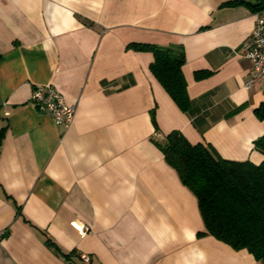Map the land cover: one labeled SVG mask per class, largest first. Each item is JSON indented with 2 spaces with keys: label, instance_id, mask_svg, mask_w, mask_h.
<instances>
[{
  "label": "crops",
  "instance_id": "1",
  "mask_svg": "<svg viewBox=\"0 0 264 264\" xmlns=\"http://www.w3.org/2000/svg\"><path fill=\"white\" fill-rule=\"evenodd\" d=\"M228 1L0 0V264H262L197 236L196 198L156 144L179 130L264 159V81L244 86L256 14ZM131 42L183 47L188 112ZM47 84L75 106L70 126L30 101Z\"/></svg>",
  "mask_w": 264,
  "mask_h": 264
},
{
  "label": "trees",
  "instance_id": "2",
  "mask_svg": "<svg viewBox=\"0 0 264 264\" xmlns=\"http://www.w3.org/2000/svg\"><path fill=\"white\" fill-rule=\"evenodd\" d=\"M225 4L246 6L253 13L264 11V0H229ZM126 48L151 53V74L181 111L191 109L182 46L131 42ZM256 114L264 117V105ZM156 144L196 198L204 226L197 236L209 235L234 250L245 249L264 264V159L256 164L223 158L211 145L190 143L179 130H171ZM253 145L264 155V135Z\"/></svg>",
  "mask_w": 264,
  "mask_h": 264
},
{
  "label": "built area",
  "instance_id": "3",
  "mask_svg": "<svg viewBox=\"0 0 264 264\" xmlns=\"http://www.w3.org/2000/svg\"><path fill=\"white\" fill-rule=\"evenodd\" d=\"M253 28L243 44L244 56L250 62V72L244 86L251 88L264 81V17L255 13ZM30 101L42 113L48 114L56 126L68 127L75 117V106L66 103L64 96L51 84L38 85L32 91ZM89 230L87 225H81L80 232L84 235ZM82 264H89L91 257L81 253Z\"/></svg>",
  "mask_w": 264,
  "mask_h": 264
}]
</instances>
